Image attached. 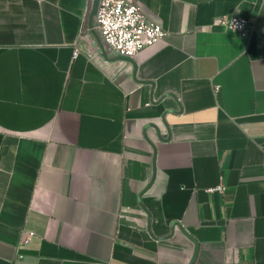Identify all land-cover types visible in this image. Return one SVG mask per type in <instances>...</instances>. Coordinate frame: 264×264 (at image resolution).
Wrapping results in <instances>:
<instances>
[{
    "label": "crops",
    "instance_id": "obj_1",
    "mask_svg": "<svg viewBox=\"0 0 264 264\" xmlns=\"http://www.w3.org/2000/svg\"><path fill=\"white\" fill-rule=\"evenodd\" d=\"M98 1L0 0V264H264V0Z\"/></svg>",
    "mask_w": 264,
    "mask_h": 264
},
{
    "label": "built area",
    "instance_id": "obj_2",
    "mask_svg": "<svg viewBox=\"0 0 264 264\" xmlns=\"http://www.w3.org/2000/svg\"><path fill=\"white\" fill-rule=\"evenodd\" d=\"M217 24L242 36H246L248 31V21L243 18H219ZM96 27L106 46L124 59L135 58L143 49L167 36L166 30L160 23L148 18L143 6L128 0H99ZM80 52V49L76 48L74 57ZM217 190L213 189V191ZM33 236V233L25 234L22 244H28Z\"/></svg>",
    "mask_w": 264,
    "mask_h": 264
}]
</instances>
